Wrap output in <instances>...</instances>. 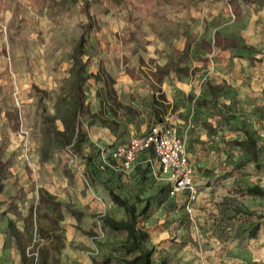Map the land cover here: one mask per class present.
<instances>
[{"label":"rangeland","instance_id":"obj_1","mask_svg":"<svg viewBox=\"0 0 264 264\" xmlns=\"http://www.w3.org/2000/svg\"><path fill=\"white\" fill-rule=\"evenodd\" d=\"M194 1L148 12L134 0H0V150L10 163L0 195V241L11 218L29 240L26 252L20 251L25 263L38 264L41 248L46 264H97L106 257L124 264L130 258L123 250L126 234L104 230L98 221L126 219L104 183L130 203L139 197L138 211L149 201L139 226L149 232L152 264H264V196L246 192H264V0H239V15L229 0ZM86 2L96 21L92 32L82 11ZM217 31L236 36L241 47L200 52L201 41ZM187 38L193 40L192 56L181 63L175 51L184 49ZM77 56L91 75L84 84L91 115L82 118V153L72 149L74 141L43 163L44 119L59 106L70 107L66 95ZM169 63L197 74L178 77L173 70L167 102L151 73ZM125 75L133 91L121 87ZM210 84L219 87L215 97ZM153 93L166 103L160 117L153 112ZM156 126L181 130L186 143L189 131L214 136L194 151L193 191L171 195L170 181L138 164L143 158L129 174L111 167L117 144ZM55 127L65 129L61 120ZM242 128L257 143L259 166L249 145L233 144L246 140ZM85 156L93 158L91 166ZM44 193L83 211V220L77 223L62 208L60 221L56 207L40 203ZM2 246L0 254L17 248L9 234Z\"/></svg>","mask_w":264,"mask_h":264},{"label":"trees","instance_id":"obj_2","mask_svg":"<svg viewBox=\"0 0 264 264\" xmlns=\"http://www.w3.org/2000/svg\"><path fill=\"white\" fill-rule=\"evenodd\" d=\"M39 2V0H31L30 4L34 2ZM136 5L140 8L147 10L148 12L153 11L157 7L163 6H174L178 3L184 4L186 6L193 5L194 0H134ZM228 4L234 15L240 14V2L239 0H229ZM84 14L87 15L89 23L87 29L90 32L96 27L95 19L89 13V3L86 2L82 8ZM84 38L82 37L78 48H83ZM241 47V41L236 36L223 35L221 32L217 31L214 33L211 40L203 39L199 47L200 52L207 55H212L218 51H230L233 49H238ZM193 48V40L187 38L185 47L182 51H175L176 54L180 55V62H184L191 58ZM201 60L202 59L201 57ZM207 60V59H205ZM256 60V59H253ZM87 63H83L79 57H75V65L72 68L70 93L66 96L69 98V108L58 107L56 109V114L52 117H46L44 119L43 143L41 146V161L47 162L54 157V155L64 149L70 150L71 145L75 141L72 149L79 154L82 153L83 143L85 135L82 131V118L91 115V107L86 99V93L84 91V84L91 77V75H85ZM174 70L178 77H190L194 76L197 72L196 69H191L188 66L180 67L179 64L169 63L164 67H157L155 72L151 73L154 80L161 82L166 76H168ZM97 81H101L98 75H95ZM210 93L213 97L217 95L219 87L208 85ZM191 98V97H189ZM60 105V104H59ZM153 112L160 117L165 111V105L159 100V98L154 94L153 96ZM61 120L65 126L64 131H59L55 127V122ZM242 133L247 137L246 140H234L233 144L237 147H244L249 145L251 148V154L253 156L254 162L257 166L258 163V148L256 141L242 128ZM111 154V152H110ZM87 166H91L93 163V158L84 157ZM111 161V158H110ZM114 162L111 161V167ZM139 164L145 165V169L151 167L149 164H145L143 161ZM10 168V163L5 161L2 157V151L0 150V195L3 192L5 182L8 179V170ZM114 170V169H113ZM103 186L108 191V195L112 203L124 210L126 214V219L117 220L111 217L99 216L98 221L101 228L104 230H110L114 233L126 234V241L123 245V250L126 256H130L129 259H123L124 264H152L153 249L148 248L146 243L149 240V232L139 226L140 218L146 216L150 210V203L146 201L144 206L140 211L137 209V204L141 203V199L138 197L135 203H130V201L117 193L114 189L109 188L106 184ZM247 194L251 196H264V192L260 187H253L247 189ZM40 203L45 206L53 205L56 207L57 211L60 213V221H62V208H65L70 216L80 223L85 213L79 209L73 208L70 204H61L57 199L47 193H44L40 197ZM17 214V213H16ZM20 216V215H19ZM22 219V218H21ZM258 226H254L249 234V237L256 238L258 234ZM6 233L9 234L11 238L16 241L17 248L25 253L28 248L29 240L27 239L25 233L19 231L16 224L11 220H6ZM44 238V237H43ZM45 249L41 248L39 251V262L38 264H46L47 259L45 255ZM37 257V255H34ZM38 259V258H37ZM118 259L113 257H106L101 262L97 264H114Z\"/></svg>","mask_w":264,"mask_h":264},{"label":"built area","instance_id":"obj_3","mask_svg":"<svg viewBox=\"0 0 264 264\" xmlns=\"http://www.w3.org/2000/svg\"><path fill=\"white\" fill-rule=\"evenodd\" d=\"M112 168L129 174L139 158L149 164L155 174L166 176L170 194L193 191L194 169L188 156L186 138L177 128L156 126L142 136H133L117 144L110 154Z\"/></svg>","mask_w":264,"mask_h":264},{"label":"crops","instance_id":"obj_4","mask_svg":"<svg viewBox=\"0 0 264 264\" xmlns=\"http://www.w3.org/2000/svg\"><path fill=\"white\" fill-rule=\"evenodd\" d=\"M169 75L166 76L161 82H158V81L154 80L152 78V76H151L152 83H153V85L155 84L154 86L158 85L157 83L161 84L160 88H162V92L167 95V102L171 101V98L173 96V94H172L173 93V88H174V85L172 84L170 79H168ZM194 76H190V77H194ZM126 77H128V76H126V75L123 76V77L121 76V87H123V86L130 87L132 89V91H133V81L129 77L128 78H126ZM154 94L157 95V93H153V96H154ZM168 95L169 96L171 95V96L169 97ZM164 104H166V103H164ZM166 120H169V119L167 118ZM187 129H188V127L186 128V131H187ZM179 131L182 134V131L181 130H179ZM213 137L214 136H209V135H206V134H202L199 137H197L192 131H189L190 140H188V143H187L188 144L187 152H188V156H189V159H190L192 165H194L196 163V161H198L197 160L198 154H195L194 151L197 150V147H199V149H201V147H202L201 145L212 143L211 140L213 139ZM130 138L127 141H129ZM127 141H122L121 143H125ZM9 219H11V218H9ZM17 229H18V227H17ZM18 230L23 232V230L20 229V228ZM0 231H1V229H0ZM2 231H3V235L2 236H4V237L0 241L1 242L0 248H2L3 247L2 245L5 244L6 236H7L6 229L4 228V229H2ZM2 251H3L2 254H0V264H5L4 260H5L6 257L11 259V261H9L10 262L9 264H27V262L25 263L24 259L21 258L20 250L15 248L14 246L5 248Z\"/></svg>","mask_w":264,"mask_h":264}]
</instances>
